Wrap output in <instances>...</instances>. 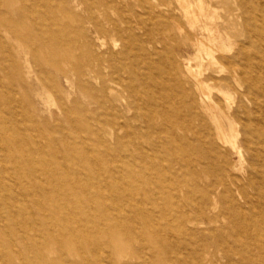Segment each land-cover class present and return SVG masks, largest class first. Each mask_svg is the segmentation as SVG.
<instances>
[{
  "label": "rangeland",
  "instance_id": "rangeland-1",
  "mask_svg": "<svg viewBox=\"0 0 264 264\" xmlns=\"http://www.w3.org/2000/svg\"><path fill=\"white\" fill-rule=\"evenodd\" d=\"M214 2L255 68L178 0H0V264H264V0Z\"/></svg>",
  "mask_w": 264,
  "mask_h": 264
},
{
  "label": "bare ground",
  "instance_id": "bare-ground-1",
  "mask_svg": "<svg viewBox=\"0 0 264 264\" xmlns=\"http://www.w3.org/2000/svg\"><path fill=\"white\" fill-rule=\"evenodd\" d=\"M112 1L115 2V0H112ZM178 2H179V9H180L182 15L188 20L189 24L191 26L197 25L200 29L199 32L195 33V39H194L195 45L197 46V49H198V55H201V54L205 55L210 61L215 62L216 61V55H217L216 53L220 52L224 55L232 53L231 56H229V57L228 56H222V60L225 63H228L232 66L231 73L234 76H237V74L239 73L238 69L240 67L238 65H236L235 62H236V59H239L242 56V52H243L244 55L246 56V59H247V61H246L247 65L246 66H248L250 69L255 68L254 60H255V57L257 55V50L255 49L256 44H255V41L253 39H249L247 47H245L244 44L242 43L241 50H237V51L235 50L234 52H232L234 46L241 43V41L237 35H230V36H228L227 42L221 41V44H218V38L220 36L216 35L217 30L213 26L214 20L216 19V16H215V12H216L215 10L216 9L215 8L218 6V4L215 3L214 0H178ZM164 5L167 6L166 4H160V5H157L156 7L164 6ZM242 9H243V6L237 0V7L236 8L232 7L229 11L231 14H232V12L235 11L237 13L238 17L243 18L244 13H242V16L240 14H238V11H240ZM117 25H118L117 23L110 21L109 22V28L106 30L108 31L111 29V31H115L118 29ZM126 27L128 28V26H126ZM177 28H179L178 23H177ZM207 32H208V34H207ZM206 34L208 36H205ZM232 38H234V39H232ZM206 40L208 42H205ZM101 64H102L101 59L96 58V59H94V61H92L88 65V67H89L88 70L93 71L97 67H100ZM188 69L190 70V72L193 73L191 67H188ZM211 79H212V77L201 78L200 75L196 74L197 84L199 85V88L203 92L205 98L208 100L211 99L213 87L209 83H207V81L211 80ZM238 79L239 78H237V80ZM217 91L219 93L221 92L222 94L225 95V93L223 92L222 89H217ZM212 108H213V111H212L211 117H212L213 122L216 125L218 140L220 142L232 144L234 149L237 148L236 147V140H237L239 132L235 128V125L232 121V116L230 114L218 111L216 109L215 105L214 106L212 105ZM238 153L240 154V156H242L240 149H238ZM237 170H238V168H237ZM263 210H264V208H263ZM253 235L255 237L256 234L254 233ZM205 259H206L205 254H203V253L200 254L198 256V260H197L196 264H202Z\"/></svg>",
  "mask_w": 264,
  "mask_h": 264
}]
</instances>
